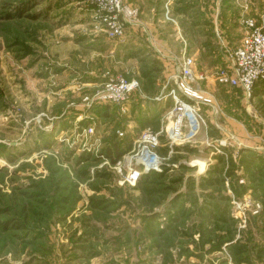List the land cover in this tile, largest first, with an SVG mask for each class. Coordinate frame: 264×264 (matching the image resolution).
Instances as JSON below:
<instances>
[{
  "label": "rangeland",
  "instance_id": "374dc122",
  "mask_svg": "<svg viewBox=\"0 0 264 264\" xmlns=\"http://www.w3.org/2000/svg\"><path fill=\"white\" fill-rule=\"evenodd\" d=\"M253 4L237 34L163 74L147 33L130 50L136 26L111 37L85 0H0V264H264V79L251 98L215 79L244 21L264 30ZM188 58L211 104L174 140L162 96ZM118 77L139 82L128 102L86 100Z\"/></svg>",
  "mask_w": 264,
  "mask_h": 264
},
{
  "label": "built area",
  "instance_id": "2783aa9c",
  "mask_svg": "<svg viewBox=\"0 0 264 264\" xmlns=\"http://www.w3.org/2000/svg\"><path fill=\"white\" fill-rule=\"evenodd\" d=\"M94 6L98 12L104 29L111 37L124 34L127 24L139 25V12L125 4L123 0H85ZM245 35L239 46L228 52L229 66L215 76L217 83L224 87L241 88L248 98H251L257 82L264 79V30L257 26L254 20H245ZM194 74V60L186 59L181 65L179 73L173 78L174 87L162 96V102L171 99L173 107L166 116L168 124L165 127L167 135L174 140L194 138L203 122L199 108L194 103L200 104L202 97L200 87ZM137 81H126L118 77L106 81L90 98L86 100L95 103L122 104L128 102L131 95L139 90ZM211 104L210 100H202ZM157 135L151 131L143 134L142 152L149 154L150 147L157 143ZM136 164H143L147 168H154L143 158L135 159Z\"/></svg>",
  "mask_w": 264,
  "mask_h": 264
},
{
  "label": "crops",
  "instance_id": "0c3cea01",
  "mask_svg": "<svg viewBox=\"0 0 264 264\" xmlns=\"http://www.w3.org/2000/svg\"><path fill=\"white\" fill-rule=\"evenodd\" d=\"M126 2L140 13V24L128 30L125 35L126 42L130 41V50L136 49L135 39H138V37L134 39L130 33L141 37H145L143 35L147 33L154 47L151 51L156 52L155 55L161 60L160 70H164L163 74L174 71L175 63L170 61V58L181 59L185 58V55L196 58L198 54L206 55L210 45L216 42V32L225 40L230 39L232 29V32L236 31L237 34L239 29L236 30L235 27L242 23L240 16L242 17L243 6L247 10V7L249 9L254 5L253 0H126ZM166 26L173 32L169 31L165 39L160 31ZM177 43L180 47L179 53L172 50ZM182 53L185 55L182 56ZM130 60L135 67L134 56ZM263 89L264 86L263 88L259 86L255 91V102L260 101L259 99L264 101V93H261Z\"/></svg>",
  "mask_w": 264,
  "mask_h": 264
},
{
  "label": "trees",
  "instance_id": "16d2710c",
  "mask_svg": "<svg viewBox=\"0 0 264 264\" xmlns=\"http://www.w3.org/2000/svg\"><path fill=\"white\" fill-rule=\"evenodd\" d=\"M119 157H120V155H119Z\"/></svg>",
  "mask_w": 264,
  "mask_h": 264
}]
</instances>
